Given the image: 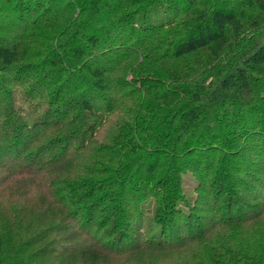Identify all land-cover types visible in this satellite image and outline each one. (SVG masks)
<instances>
[{"label": "trees", "instance_id": "1", "mask_svg": "<svg viewBox=\"0 0 264 264\" xmlns=\"http://www.w3.org/2000/svg\"><path fill=\"white\" fill-rule=\"evenodd\" d=\"M0 264H264V0H0Z\"/></svg>", "mask_w": 264, "mask_h": 264}, {"label": "rangeland", "instance_id": "2", "mask_svg": "<svg viewBox=\"0 0 264 264\" xmlns=\"http://www.w3.org/2000/svg\"><path fill=\"white\" fill-rule=\"evenodd\" d=\"M109 124L106 123L105 126L103 128H101V130L99 131L98 133V137L100 138H106L108 135H109V129L110 126H108ZM193 180L191 177L189 176H185L184 178V185H185V188L188 189V190H191L193 188Z\"/></svg>", "mask_w": 264, "mask_h": 264}]
</instances>
